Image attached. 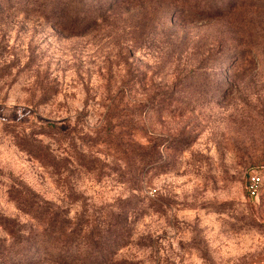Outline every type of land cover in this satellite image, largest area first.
I'll list each match as a JSON object with an SVG mask.
<instances>
[{
    "label": "rangeland",
    "instance_id": "374dc122",
    "mask_svg": "<svg viewBox=\"0 0 264 264\" xmlns=\"http://www.w3.org/2000/svg\"><path fill=\"white\" fill-rule=\"evenodd\" d=\"M110 1L83 4L90 15ZM19 2L0 11V211L27 220L8 195L19 182L72 217L137 193L144 210L122 255L264 264V0H131L80 35L25 16ZM112 98L113 129L130 119L124 145L143 150L135 184L99 136ZM41 123L66 136L37 135L66 158L64 180L14 137ZM251 170L255 196L244 187Z\"/></svg>",
    "mask_w": 264,
    "mask_h": 264
},
{
    "label": "trees",
    "instance_id": "16d2710c",
    "mask_svg": "<svg viewBox=\"0 0 264 264\" xmlns=\"http://www.w3.org/2000/svg\"><path fill=\"white\" fill-rule=\"evenodd\" d=\"M11 1L5 0V6L0 4V11L6 7L10 9L13 3ZM83 1L20 0L18 11H23L25 16L31 14L47 24L56 25L69 34L80 35L94 28L99 19L106 18L113 8L131 0L110 1L103 8L99 6L98 11L95 14L91 12L90 15H87V10L92 6L84 5ZM138 23L144 25L145 22L140 19V22L135 21L134 26H138ZM125 90L126 86L121 84L116 94H124ZM114 98L107 105L102 128L104 134L100 133L99 136H105L104 140L109 142L107 144L113 145L119 153L116 159L127 160L126 166L118 171L120 179L135 184L141 179L137 177V169L134 170L135 159L142 161L143 150L124 145L122 135L126 131L130 133V129H133L130 119L122 120L125 122V128L118 127L116 131L113 129V117L119 106ZM142 106L141 103L138 107L142 109ZM16 123L18 122L13 124ZM37 127L38 129L27 132L24 127L16 131L14 137L19 147L41 162L42 166L52 169V174L57 175L56 179L64 180L66 158L57 155L53 147L44 143L37 135L51 134L60 145L66 136L58 128L53 130V124L41 123ZM8 195L17 204V209L27 215V220L21 222L0 211V228L6 231L5 234H0V264H146L144 260H135L120 253L123 248L134 243L131 220L138 218L144 210L133 202L134 196L141 197L139 194L118 197L113 204L101 205L92 212H87L84 208L74 217L69 216L68 207L55 199L43 197L22 182L16 187L11 186ZM135 208L139 209L135 211ZM129 210L136 212V215L131 217Z\"/></svg>",
    "mask_w": 264,
    "mask_h": 264
},
{
    "label": "built area",
    "instance_id": "2783aa9c",
    "mask_svg": "<svg viewBox=\"0 0 264 264\" xmlns=\"http://www.w3.org/2000/svg\"><path fill=\"white\" fill-rule=\"evenodd\" d=\"M260 175L257 171L251 170L247 177L245 178V190L249 194V196L257 195V191L260 186Z\"/></svg>",
    "mask_w": 264,
    "mask_h": 264
}]
</instances>
